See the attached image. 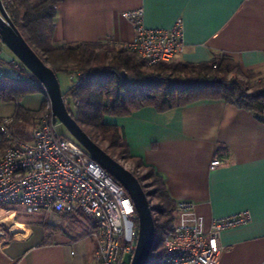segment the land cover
<instances>
[{
  "label": "crops",
  "instance_id": "obj_1",
  "mask_svg": "<svg viewBox=\"0 0 264 264\" xmlns=\"http://www.w3.org/2000/svg\"><path fill=\"white\" fill-rule=\"evenodd\" d=\"M137 9L147 28H170L183 19L184 63L226 55L245 74L264 79V0H60L52 42L110 40L125 47L134 27L123 13ZM17 61L0 48L6 68ZM45 99L34 92L18 102L38 111ZM16 108L17 102L0 98V119ZM106 122L124 129L131 154L163 178L174 202H194L206 230L215 218L250 214L247 223L220 232L217 264H264V119L224 100H202L163 112L144 107L106 116ZM216 160L220 164L211 166ZM42 213L26 220L17 211L4 213L12 232L0 236V264H93L92 223H80L77 231L72 223L82 214Z\"/></svg>",
  "mask_w": 264,
  "mask_h": 264
},
{
  "label": "built area",
  "instance_id": "obj_2",
  "mask_svg": "<svg viewBox=\"0 0 264 264\" xmlns=\"http://www.w3.org/2000/svg\"><path fill=\"white\" fill-rule=\"evenodd\" d=\"M5 1L2 0L4 5ZM123 16L134 27V38L125 47L136 52L146 66L184 62L182 18L170 28H147L142 9L124 12ZM3 47L0 38V48ZM7 75L26 78L44 89L20 61L13 62L10 68L0 63V78ZM69 79L71 85L79 87L86 77L76 72ZM79 104L74 100L75 107ZM11 124V117L1 119L0 132L8 146L0 155V236L7 238L12 232L4 216L6 212L16 214L11 206H22L27 213H79L92 223L93 264H130L125 258L136 249L137 210L124 186L92 159L76 139L59 132L49 104L31 140L13 139ZM219 164L220 160H216L211 166ZM147 179L142 177L140 181L146 193L153 190ZM148 199L154 205L150 195ZM176 205L173 230L163 236L165 264H217L223 250L220 232L251 219L247 212L215 218L206 230L194 202L183 200ZM153 216L156 221L155 211Z\"/></svg>",
  "mask_w": 264,
  "mask_h": 264
},
{
  "label": "trees",
  "instance_id": "obj_3",
  "mask_svg": "<svg viewBox=\"0 0 264 264\" xmlns=\"http://www.w3.org/2000/svg\"><path fill=\"white\" fill-rule=\"evenodd\" d=\"M59 1L6 0L5 7L27 43L57 74L85 75L83 84L70 85L64 92L65 97L80 102L76 112L67 108L82 129L116 160L131 161L148 170L143 176L132 171L140 181L142 177L151 179L153 190L148 193L157 200L152 205L157 217L148 264H165L163 236L173 230L176 202L170 197L163 178L131 154L124 129L106 122V116H126L144 107L163 112L202 100H224L264 119V79L259 85L252 84V77L242 73L240 65L226 55H216L210 62L198 64L162 63L148 67L136 52L110 40L54 45ZM34 92H43V89L31 80L16 79L12 75L0 78V98L17 102L15 114L11 116L13 139L31 140L29 128H36L48 111L47 100L38 111L28 110L18 102ZM7 146V139L0 132V150ZM134 226L137 232V217Z\"/></svg>",
  "mask_w": 264,
  "mask_h": 264
},
{
  "label": "water",
  "instance_id": "obj_4",
  "mask_svg": "<svg viewBox=\"0 0 264 264\" xmlns=\"http://www.w3.org/2000/svg\"><path fill=\"white\" fill-rule=\"evenodd\" d=\"M0 38L6 47L43 85L49 102L53 123L60 121L108 173L127 190L137 210L138 232L136 249L130 264H148L155 241V219L153 209L140 180L119 160L109 155L73 118L67 108L58 74L32 49L10 17L0 0Z\"/></svg>",
  "mask_w": 264,
  "mask_h": 264
},
{
  "label": "rangeland",
  "instance_id": "obj_5",
  "mask_svg": "<svg viewBox=\"0 0 264 264\" xmlns=\"http://www.w3.org/2000/svg\"><path fill=\"white\" fill-rule=\"evenodd\" d=\"M4 48H7L8 50H10L6 46ZM242 73H244V72L242 71ZM245 75L252 77V79H250L252 84L259 85L261 83V78L255 77L253 73H249V74L246 73ZM58 78H59L60 84H61V86L63 88L70 87L71 82H70V79H69V75L68 74H66V73H59L58 74ZM241 79H242V77H241ZM45 100H47V98ZM65 100H66V105L68 107H70V109H72L73 112H76V107L74 105L73 98L72 97H65ZM47 103L49 104L48 100H47ZM56 125H57L58 130H59L60 133H62L63 135H66V136L74 139V137L71 135V133L68 131V129L60 121H58L56 123ZM34 129H35V127H32V126L29 128V135H30V137H31ZM119 161L123 165H125L130 171H134L139 176H142V175L146 174L147 171H148L146 168H143V167H141L140 171H138L139 170V167L136 166V165H134L131 161H127V160H123V159H121ZM147 183H151V179L150 178L147 179ZM153 203L156 204L157 203V200L156 199H153ZM11 207H14L15 210L18 212V215L22 219H25V220L26 219H30V218H39L38 216L44 217V213H42V212H39V213H27V212L24 211V208L22 206H11ZM76 219H77V221L75 220V222H74L75 224L72 223V226L75 227L77 231L79 230V227L77 228V226H80V223L84 226V225H86V224H88L90 222L89 219H87L84 215H82V217L79 216ZM131 257H132V255H127L125 259L128 262H130L131 261Z\"/></svg>",
  "mask_w": 264,
  "mask_h": 264
}]
</instances>
